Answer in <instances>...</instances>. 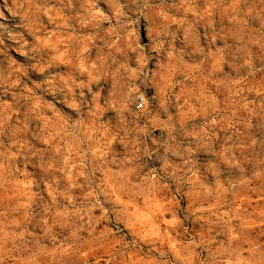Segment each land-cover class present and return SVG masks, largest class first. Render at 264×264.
Returning a JSON list of instances; mask_svg holds the SVG:
<instances>
[{
	"label": "clouds",
	"instance_id": "clouds-1",
	"mask_svg": "<svg viewBox=\"0 0 264 264\" xmlns=\"http://www.w3.org/2000/svg\"><path fill=\"white\" fill-rule=\"evenodd\" d=\"M0 264H264V0H0Z\"/></svg>",
	"mask_w": 264,
	"mask_h": 264
}]
</instances>
